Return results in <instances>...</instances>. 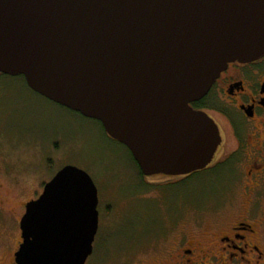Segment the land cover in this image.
Returning <instances> with one entry per match:
<instances>
[{
	"label": "water",
	"instance_id": "1",
	"mask_svg": "<svg viewBox=\"0 0 264 264\" xmlns=\"http://www.w3.org/2000/svg\"><path fill=\"white\" fill-rule=\"evenodd\" d=\"M264 56V0H0V73L98 121L146 175L206 169L220 130L192 104ZM98 190L66 166L26 205L15 264H86Z\"/></svg>",
	"mask_w": 264,
	"mask_h": 264
},
{
	"label": "rangeland",
	"instance_id": "2",
	"mask_svg": "<svg viewBox=\"0 0 264 264\" xmlns=\"http://www.w3.org/2000/svg\"><path fill=\"white\" fill-rule=\"evenodd\" d=\"M7 84L12 92L0 100V264H10L22 243L23 204L39 197L45 184L66 166L86 172L98 190L99 231L86 264H142V231L148 233L149 221L153 222L142 218V210L156 207L142 204L148 187H142L141 171L129 150L109 138L98 121L31 91L21 76ZM229 145L232 152L236 140L231 138ZM230 162L221 166L229 167ZM220 168L196 175L191 188L169 195L167 212L175 213L180 203L191 204L194 220L206 227L243 216L256 220L259 211L246 214L242 167L238 177L232 168ZM256 201L264 206V195Z\"/></svg>",
	"mask_w": 264,
	"mask_h": 264
},
{
	"label": "flooded vegetation",
	"instance_id": "3",
	"mask_svg": "<svg viewBox=\"0 0 264 264\" xmlns=\"http://www.w3.org/2000/svg\"><path fill=\"white\" fill-rule=\"evenodd\" d=\"M14 78L0 73V100L10 96L12 89L7 82ZM216 103L223 107L214 108ZM192 107L215 121L222 143L213 162L204 170L185 175L141 172L142 187H148V193H142V204L152 203L156 207L154 211L142 210V218H153L149 232L144 235L142 231V264H264V206L256 205V198L264 195V56L251 63L230 64L208 95ZM231 138L237 145L232 152ZM229 160L233 161L230 166L222 167ZM217 166L232 168L234 177H238L237 169L242 167L240 177L246 181L244 195L248 199L246 214L259 211L256 220L243 216L228 222H210L206 227L204 222L194 220L191 204L180 203L175 213L167 212L169 195L183 192L184 187L191 188L196 175ZM29 202L23 204L25 211ZM20 244L12 253L10 264H15Z\"/></svg>",
	"mask_w": 264,
	"mask_h": 264
},
{
	"label": "trees",
	"instance_id": "4",
	"mask_svg": "<svg viewBox=\"0 0 264 264\" xmlns=\"http://www.w3.org/2000/svg\"><path fill=\"white\" fill-rule=\"evenodd\" d=\"M201 105V104H200Z\"/></svg>",
	"mask_w": 264,
	"mask_h": 264
}]
</instances>
